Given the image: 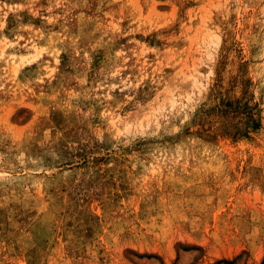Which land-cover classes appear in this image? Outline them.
I'll list each match as a JSON object with an SVG mask.
<instances>
[{"label": "rangeland", "instance_id": "obj_1", "mask_svg": "<svg viewBox=\"0 0 264 264\" xmlns=\"http://www.w3.org/2000/svg\"><path fill=\"white\" fill-rule=\"evenodd\" d=\"M0 264H264V0H0Z\"/></svg>", "mask_w": 264, "mask_h": 264}]
</instances>
